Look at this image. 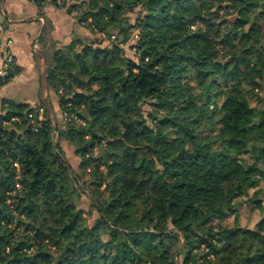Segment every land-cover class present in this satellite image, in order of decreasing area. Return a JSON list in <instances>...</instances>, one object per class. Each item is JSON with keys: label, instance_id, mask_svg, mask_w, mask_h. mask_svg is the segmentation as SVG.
Returning <instances> with one entry per match:
<instances>
[{"label": "trees", "instance_id": "obj_1", "mask_svg": "<svg viewBox=\"0 0 264 264\" xmlns=\"http://www.w3.org/2000/svg\"><path fill=\"white\" fill-rule=\"evenodd\" d=\"M28 1L124 43L135 30L137 61L119 42L52 48L61 124L44 105L0 100V264H264L262 222L223 225L248 190L264 200L249 176L264 169V0ZM20 73L15 63L0 89ZM219 84L231 94L206 114Z\"/></svg>", "mask_w": 264, "mask_h": 264}, {"label": "rangeland", "instance_id": "obj_2", "mask_svg": "<svg viewBox=\"0 0 264 264\" xmlns=\"http://www.w3.org/2000/svg\"><path fill=\"white\" fill-rule=\"evenodd\" d=\"M51 6V5H50ZM52 7V6H51ZM62 12H65V9H56ZM224 11H227V8L223 9L221 13ZM45 14V9L43 10ZM137 10L129 14V18L131 23L134 22L135 17L137 16ZM66 13V12H65ZM38 14V13H37ZM76 13L74 15H71L70 17L74 21V28L76 32H80L79 34V40L86 43L89 40H95L97 44H100L101 46H111L113 42H119L118 46L122 48L123 54L134 60L137 61V57L135 56V50L133 49V44L135 43L137 39V32L135 30H131L132 35L127 41V43H124L121 41V37L116 34V32H113L112 36L108 38L106 35L97 33L92 34L89 31H87L82 25L77 24L76 19ZM232 17V15H229L228 18ZM3 17L0 16V21H3ZM51 24L50 21H46L43 23V25L37 24L36 30L32 33L31 36H29L28 40V46H26V54L25 58L28 59L27 63L25 62V66L21 70L22 76L19 78L16 83L13 85H9L7 87H2L0 89V95L3 94L4 91L8 92L12 89L13 92H17L16 99L20 100H26L34 102L33 106H40L44 105L45 109L47 110L48 116L50 119H54L55 123L61 124L63 122V116H61L60 111L58 109V103H57V96L56 93L49 89L45 82V71L47 68V55L49 52H51L52 48L54 47H60L63 46L61 43L58 45L54 43L52 40L48 38L49 32L51 30ZM7 40L4 38L2 41L0 39V48L1 45L5 44ZM11 51V47H10ZM12 52V51H11ZM26 59V60H27ZM22 77H25L24 79L28 83H24ZM27 78V79H26ZM24 80V81H25ZM186 82L192 87L194 92L198 93V95H202L204 93V88H199L198 82L191 78H187ZM16 90V91H15ZM16 94V93H15ZM211 103L206 105V114L210 113L212 110L216 108V106H220L227 97L230 96L231 91L230 88H223L220 84L213 87L211 90ZM203 102V101H202ZM217 104V105H216ZM43 110V109H42ZM151 107L149 104H145L143 106L144 116H147V114L150 112ZM219 114L215 116V118H218ZM40 119L43 118V111L41 113ZM56 141L57 138H56ZM63 151L64 155L69 162V164L72 167V170H74L77 174L80 173V170L78 168L80 159L75 154V148L70 145L66 140L61 139L59 141ZM99 153V154H98ZM102 155V151L95 150L94 155ZM259 172L255 173L254 170L251 171L249 176H253L256 178L257 184L259 187L262 188V191H264V169L262 166H259ZM88 177L85 176L84 180H87ZM85 193H83L80 197L79 202L77 203V206L79 209L82 210L83 218L85 221V224L87 226H92L95 222V220L98 217V213L93 207L91 203V197L88 194L87 187L84 185ZM242 192V190H240ZM229 215L226 218L223 225L232 226L234 224V218H237V223L242 226L246 227L248 229H253L257 226L259 222H262L264 226V200H259L258 197L255 195L254 189H250L245 193L244 195H241L235 202V205L232 206L229 209ZM104 239L107 238L106 235L103 236ZM178 263H181L182 258H177Z\"/></svg>", "mask_w": 264, "mask_h": 264}, {"label": "crops", "instance_id": "obj_3", "mask_svg": "<svg viewBox=\"0 0 264 264\" xmlns=\"http://www.w3.org/2000/svg\"><path fill=\"white\" fill-rule=\"evenodd\" d=\"M37 13L38 10L36 6L28 0H0V16L4 19L0 21V39L1 41L4 38L12 40L11 51L14 55L16 64L21 70L25 66V62L28 66V59L25 58L26 46H28V37L36 30L37 24L43 25L46 19L50 21L52 28L48 38L58 45L60 43L62 45L69 44L73 39L79 38L78 33H81L80 27L79 32H76L77 30L75 31L74 21L70 17L71 15L65 12L54 10L51 6H47L43 17L39 16ZM21 76L22 74L20 73L4 87L13 85ZM24 78L25 77H22L23 82L28 83ZM13 90L14 89L8 92L4 91L3 94L0 95V100L2 98H9L18 102H27L34 105V102L28 99L23 101L16 99L18 91L13 92Z\"/></svg>", "mask_w": 264, "mask_h": 264}, {"label": "built area", "instance_id": "obj_4", "mask_svg": "<svg viewBox=\"0 0 264 264\" xmlns=\"http://www.w3.org/2000/svg\"><path fill=\"white\" fill-rule=\"evenodd\" d=\"M1 50L3 52L2 59L0 60V77H4L8 74L10 70L13 69L15 62L14 55L10 51L11 41L7 40V42L1 45ZM42 113V109L39 110Z\"/></svg>", "mask_w": 264, "mask_h": 264}]
</instances>
